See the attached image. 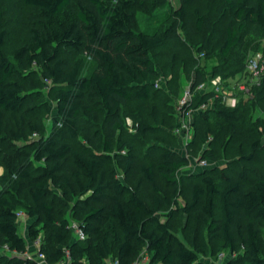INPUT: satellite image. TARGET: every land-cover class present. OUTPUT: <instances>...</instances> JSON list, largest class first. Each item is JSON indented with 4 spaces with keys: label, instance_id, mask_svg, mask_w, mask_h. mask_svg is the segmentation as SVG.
Wrapping results in <instances>:
<instances>
[{
    "label": "trees",
    "instance_id": "obj_1",
    "mask_svg": "<svg viewBox=\"0 0 264 264\" xmlns=\"http://www.w3.org/2000/svg\"><path fill=\"white\" fill-rule=\"evenodd\" d=\"M196 1L179 0L172 11V23L162 29L155 26L162 22L156 10L166 5L164 0H20L34 13L25 41L14 49L12 57L2 50L6 30L0 10V134L6 112L11 116L34 112L28 105L23 108L22 75L13 60L36 68L44 84L49 83L51 103L45 110L53 115L49 132L39 133V138L29 143L23 162L2 160L5 174L0 181L8 186L0 189V264L35 263L22 256L26 242L17 225L19 210L35 218L28 229L29 238L41 237L40 251L47 264H57L66 251L70 264H107V258L132 264L143 251L149 253L148 264H204L200 257L208 255L209 242L214 241L232 255L223 264H264V174L248 173L247 166L254 163L253 151L242 155L246 166L234 175L220 172L215 177L212 172H202L191 177L190 199L179 210L185 216L194 213L204 227L192 245L172 228L173 212L163 214L162 207L170 203V197L161 192L156 176L173 185L170 196L174 197L179 185L177 171L184 160L167 146H150L146 152L149 161L139 165L140 177L133 185L123 182L114 167V159L125 149L124 172L133 167L135 158L132 145L122 138L121 107L132 100L148 101L158 91L152 82L159 74L152 52L170 43L186 20L187 7ZM221 2L230 18L220 46L227 59L240 33L264 34V0ZM66 8L73 10L72 16L66 15ZM139 10L144 12L147 26L135 30L132 23ZM193 13L194 28L199 30L203 15L198 8ZM84 54L93 63L87 73H83ZM225 69L218 70L222 77L240 71ZM204 80L198 71L192 87ZM212 97L210 91L198 93L190 107L208 104ZM215 105L200 110L195 118L204 122L209 114H217L226 129L220 143L228 146L237 138L233 131L242 116L237 109ZM81 117L93 123V128L81 130ZM176 126L170 123L165 131L172 132ZM221 126L206 128L202 141L214 139ZM162 127L142 120L134 125L141 137L157 136L160 131L167 137ZM10 134L22 137L11 129ZM80 136L82 143L74 148L69 139ZM251 146L259 147V138L252 140ZM200 158L214 161L216 156L209 148ZM67 161L72 168L64 174ZM141 180L150 186L147 198L139 193ZM53 188L65 198L59 218L52 201ZM69 220L79 224L83 240L73 239Z\"/></svg>",
    "mask_w": 264,
    "mask_h": 264
},
{
    "label": "rangeland",
    "instance_id": "obj_2",
    "mask_svg": "<svg viewBox=\"0 0 264 264\" xmlns=\"http://www.w3.org/2000/svg\"><path fill=\"white\" fill-rule=\"evenodd\" d=\"M166 5L157 8L162 22L159 25L165 29L172 23V11L178 7L179 0H164ZM198 8L203 15V23L199 30L194 28L195 15L193 9ZM0 10L2 11V25L6 30L3 52L12 57L14 49L21 45L26 38L27 26L33 18V10L21 4L20 0H0ZM66 15L72 16L73 10L66 8ZM61 15V13H60ZM185 22L177 28L176 35L172 37L170 43L162 49H156L152 52L155 60L158 76L152 79L158 91L153 98L148 101L132 100L121 107L120 114L124 120V130L122 138L130 142L131 151L134 153V164L128 172L123 171L124 153L121 151L114 159V167L118 177L128 184L133 185L135 180L140 177L139 165L147 163L149 158L146 156L147 148L155 144L171 148L177 155L184 160L177 171L179 185L177 193L171 197L173 185L165 182L157 174V184L161 192L170 197V203L162 207L163 214L169 210L173 212L171 226L174 231L187 244L192 245V241L197 240L198 233L204 232L199 220L194 216H185L179 209L190 199V189L193 183L192 178L202 172H212L215 177L222 172L228 175H234L242 166H246L243 154L250 151L254 153V163L247 166L250 175L264 174V34L254 36L248 32L240 33L239 41L232 48L230 57L227 59L220 53V46L225 36V28L230 24V18L225 12L221 0H198L190 4L186 9ZM135 30L145 29L147 21L142 11H137L136 18L132 23ZM85 64L83 73H87L92 67L91 59L84 54ZM15 66L22 75V88L25 93L26 101L23 108L28 105L34 109L32 114L16 113L11 116L8 112L4 115L3 131L0 134V176L5 174L2 164L3 159H11L13 162H23L24 152H29L28 145L39 138V133L46 135L52 126V113L45 110V105L50 104L49 83L44 84L36 68H27L22 63L13 60ZM252 63L257 64V72L250 69ZM221 68H226L230 73L232 70L240 69L231 76L222 77ZM200 72L205 79L206 88L211 86L210 79L214 76H221L220 89L217 90L207 104L205 109H213L215 103L222 106L237 109V114L242 116L245 123H236V139L228 146L221 145L222 133L226 131L224 123L217 114H209L207 121L195 118L200 109L193 107L192 113L186 118L189 127L179 132L165 131L170 123L180 122L177 110V102L186 87L192 86L197 72ZM195 93L191 104L195 102ZM85 103L93 105L91 101L85 100ZM175 116H170V113ZM138 120L152 123L156 126L162 125L161 131L157 136L141 137L134 125ZM219 133L213 139L202 141L205 129H215L219 125ZM93 123L81 117L79 127L82 130L86 127H92ZM32 127H35L33 129ZM239 128V129H238ZM10 129L20 132L22 137L17 138L10 134ZM243 133V134H241ZM163 137V138H162ZM260 140V146L252 148L251 141ZM74 148H78L82 143L81 136L78 139H69ZM211 149L214 151L216 159L208 161L205 165L199 163L202 153ZM244 163V165H243ZM67 161L64 167V174H68L71 169ZM12 177L9 176V178ZM8 186V183L0 181V189ZM139 193L147 198L151 194L150 186L144 180L140 182ZM22 191L21 195L24 196ZM26 197V196H24ZM64 195L53 188L52 201L56 210L57 218L60 217L58 210L64 208ZM47 200H51L48 197ZM17 217V225L20 234L26 242V252L22 256L32 255L34 247L29 238L28 229L36 220L27 215L24 210ZM76 222L69 220L70 230L73 239L76 235L72 224ZM40 224H37V227ZM210 251L208 255L201 256L200 260L204 264H223L232 255L228 251L220 249L219 242H209ZM3 248L0 247V254ZM223 253V257L219 254ZM21 255V254H20ZM66 256V255H65ZM149 253L143 251L136 260L137 264H148ZM114 261L111 258L106 259L110 264Z\"/></svg>",
    "mask_w": 264,
    "mask_h": 264
},
{
    "label": "built area",
    "instance_id": "obj_3",
    "mask_svg": "<svg viewBox=\"0 0 264 264\" xmlns=\"http://www.w3.org/2000/svg\"><path fill=\"white\" fill-rule=\"evenodd\" d=\"M254 69V72H257V64L252 63L250 66V69ZM221 76L217 75L210 79L211 86L206 88L205 82H201L194 87L188 86L184 89L183 94L180 96L177 102V110L179 113V119L180 122L178 125L174 128L175 132L182 131L184 129H187L189 127V124L186 120V118L192 113L193 108L190 107L192 97L195 93H205L207 91H210L214 93L220 89V83H221ZM207 107V104L201 103L196 109L203 110ZM208 161L206 159L200 158L199 163L201 165H205ZM21 213L17 212V217L20 216ZM73 231L78 239L83 240L85 238V235L82 231V229L79 227L78 223H73L72 225ZM70 227V226H69ZM40 236H37L31 241L32 246L34 247V251L32 255H27V257L33 258L35 260L34 264H47L45 254L40 251ZM4 248L7 249V246L4 245ZM66 256L59 261L57 264H70L71 263V257L68 251H66ZM219 257H223V253L219 254ZM110 264H118L116 260L111 261ZM132 264H137V261H134Z\"/></svg>",
    "mask_w": 264,
    "mask_h": 264
}]
</instances>
